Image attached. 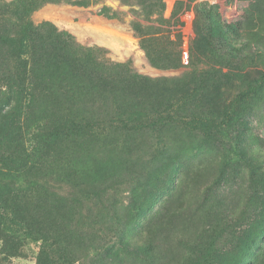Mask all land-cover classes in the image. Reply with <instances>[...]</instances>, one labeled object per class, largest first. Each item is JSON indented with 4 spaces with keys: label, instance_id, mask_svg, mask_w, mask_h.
I'll use <instances>...</instances> for the list:
<instances>
[{
    "label": "rangeland",
    "instance_id": "obj_1",
    "mask_svg": "<svg viewBox=\"0 0 264 264\" xmlns=\"http://www.w3.org/2000/svg\"><path fill=\"white\" fill-rule=\"evenodd\" d=\"M73 1L83 5L49 3L32 13V20L51 22L83 47L103 50L106 60L129 63L135 72L152 79H184L191 71L190 49L200 45V32L209 35L205 28L210 21L219 28L225 25L227 30L212 41V52L195 53L194 61L209 71L208 65L218 66L216 60L223 55L231 66L222 68L229 74L223 78L222 90L231 86L228 93L233 99L248 92L240 95L245 98L236 115L246 109L245 118L226 121L212 135L200 130L199 124H145L144 113L131 123L112 102L88 105L101 124H88L92 132L82 135L79 146L67 139L66 149L72 156L70 171L81 183L88 181L97 188L99 208L77 206L75 235L63 241L61 233L67 257L63 264H195L197 256L203 264H264V231L257 229L264 222V83L254 82L262 75L264 80V0ZM203 17L210 21L201 30ZM144 48L186 50L188 64L182 62L179 69L157 68ZM242 74L253 77L256 92H249L251 86ZM35 101L30 121L23 113L21 122L29 126L27 140L32 148L37 146L41 127L65 125L41 120L78 112L37 107L49 98ZM161 101L162 93L155 91L148 103ZM75 150L80 153L72 154ZM75 183L52 182L51 190L68 197ZM65 214L59 210L55 217L61 220ZM84 218L92 220L83 222ZM247 220L254 234L249 243L236 232L247 228ZM56 229L63 231L64 225L57 224ZM195 248H201L200 254ZM41 250V241L26 240L18 255L0 254V264H39Z\"/></svg>",
    "mask_w": 264,
    "mask_h": 264
},
{
    "label": "trees",
    "instance_id": "obj_2",
    "mask_svg": "<svg viewBox=\"0 0 264 264\" xmlns=\"http://www.w3.org/2000/svg\"><path fill=\"white\" fill-rule=\"evenodd\" d=\"M49 3L83 5L73 0H18L13 4L0 0V254L16 256L26 240H35L42 242L39 264H63L67 257L60 244L61 233L63 241L69 234L75 235L72 226L77 206L99 208L97 188L88 181L81 183L77 174L70 171L72 156L66 149L67 139L73 146L78 145L83 142L82 135L92 132L88 124H101L88 105L93 107L102 101L108 106L112 102L120 116L131 123L137 121L136 115L144 113L145 124H199L200 130L212 135L226 121L237 123L245 118L246 109L238 117L236 115L238 105L245 98L240 95H246L248 90L235 99L228 93L231 86L222 90L226 85L223 78L229 76L222 68L231 66L223 55L220 61L216 60L218 66L208 65L209 71L198 67L194 61L195 53L205 56L212 52L214 37L227 30L225 25L215 26L209 18L199 20L201 30L210 21L205 28L209 35L206 37L201 31L200 45L191 47V71L183 76L184 79H152L135 72L129 63L106 60L103 50L83 47L69 32L58 29L51 22L36 24L32 13ZM218 48L220 50L216 45ZM144 49L157 68L168 70L183 66L182 53L176 48V53ZM152 55L164 59L158 61ZM244 68L239 72H244ZM243 77L248 87L251 86L249 92H256L251 84L253 77L242 74ZM249 77L252 80L248 81ZM254 82L263 84V75ZM155 91L162 93V101L149 104ZM124 95L125 99L117 102ZM37 97L50 99L37 107L78 112L41 120L46 124L65 125L41 127L37 146L32 148L27 140L29 126L21 122L23 113L30 121ZM229 101L232 104H227ZM138 106L144 110H135ZM6 107L8 112H4ZM76 153L80 152L75 150L72 154ZM60 180L77 182L71 187L75 191L70 192L71 196H59L54 188L51 190V183ZM59 210L66 212L61 220L55 217ZM91 220L84 218L82 221ZM249 221L245 230L236 231L247 243L254 238L253 224ZM57 224L64 225L63 231L56 229ZM257 229L264 231L263 221ZM208 249L205 251L214 255ZM200 250L194 249L198 254ZM195 261V264H203L198 256Z\"/></svg>",
    "mask_w": 264,
    "mask_h": 264
},
{
    "label": "built area",
    "instance_id": "obj_3",
    "mask_svg": "<svg viewBox=\"0 0 264 264\" xmlns=\"http://www.w3.org/2000/svg\"><path fill=\"white\" fill-rule=\"evenodd\" d=\"M181 56H182L183 63L185 65L188 64V52L186 50L183 51L182 54H181Z\"/></svg>",
    "mask_w": 264,
    "mask_h": 264
}]
</instances>
